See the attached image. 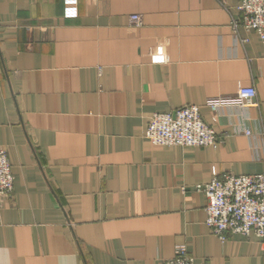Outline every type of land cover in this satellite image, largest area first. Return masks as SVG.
<instances>
[{
  "label": "crops",
  "instance_id": "0c3cea01",
  "mask_svg": "<svg viewBox=\"0 0 264 264\" xmlns=\"http://www.w3.org/2000/svg\"><path fill=\"white\" fill-rule=\"evenodd\" d=\"M238 2L77 0L68 16L66 0H0V149L15 176L0 264H163L177 244L195 264H264L263 238L210 231L197 190L264 173V40L235 27ZM241 85L258 106H206ZM190 104L218 146L146 138L153 114Z\"/></svg>",
  "mask_w": 264,
  "mask_h": 264
},
{
  "label": "built area",
  "instance_id": "2783aa9c",
  "mask_svg": "<svg viewBox=\"0 0 264 264\" xmlns=\"http://www.w3.org/2000/svg\"><path fill=\"white\" fill-rule=\"evenodd\" d=\"M77 0H66L68 16L76 14ZM225 5L226 0H217ZM240 18L234 21L236 28L256 30L264 40V0H239ZM131 22L140 26L142 16L132 14ZM154 61H166L159 48ZM257 91L253 86L241 85L235 96L208 98L206 106L213 111L227 106L256 107ZM248 133H250L248 131ZM145 136L158 146L180 145L184 147L218 146L221 142L216 130L209 125L199 105L190 104L171 112H159L151 116ZM15 176L8 152L0 149V195L12 198ZM197 190L207 198L206 224L221 240L231 234L250 236L256 234L264 240V173L236 175L228 172L216 174ZM163 264H195V258L185 244H177L171 258Z\"/></svg>",
  "mask_w": 264,
  "mask_h": 264
}]
</instances>
